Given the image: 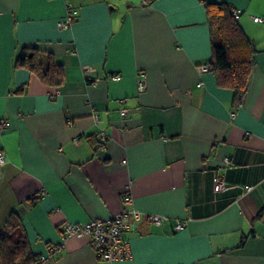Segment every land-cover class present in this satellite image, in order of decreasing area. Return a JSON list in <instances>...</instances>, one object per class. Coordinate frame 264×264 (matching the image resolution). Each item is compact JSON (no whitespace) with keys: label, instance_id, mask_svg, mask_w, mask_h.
Listing matches in <instances>:
<instances>
[{"label":"crops","instance_id":"obj_1","mask_svg":"<svg viewBox=\"0 0 264 264\" xmlns=\"http://www.w3.org/2000/svg\"><path fill=\"white\" fill-rule=\"evenodd\" d=\"M210 2L241 10L256 50L241 106L199 70L213 56ZM69 5L77 15L60 28ZM253 16L264 20V0H0V229L18 213L44 255L68 222L126 210L133 258L114 264H264V21ZM26 46L54 54L62 85L17 65ZM216 179L228 188L215 192ZM39 264L112 263L74 236Z\"/></svg>","mask_w":264,"mask_h":264},{"label":"trees","instance_id":"obj_2","mask_svg":"<svg viewBox=\"0 0 264 264\" xmlns=\"http://www.w3.org/2000/svg\"><path fill=\"white\" fill-rule=\"evenodd\" d=\"M206 7L213 46L211 70L220 85L234 90V104L241 106L250 89L256 50L233 16L232 7L223 2H210ZM17 65L29 68L50 86L59 87L65 80L64 67L54 54L36 46L24 47ZM262 215L264 208L259 217ZM246 239L244 236L240 245H244ZM41 256L33 252L19 214L13 213L0 229V264H39Z\"/></svg>","mask_w":264,"mask_h":264},{"label":"built area","instance_id":"obj_3","mask_svg":"<svg viewBox=\"0 0 264 264\" xmlns=\"http://www.w3.org/2000/svg\"><path fill=\"white\" fill-rule=\"evenodd\" d=\"M233 16L238 19L241 16V10L237 8H232ZM77 11L69 5V12L67 16L59 22L60 28H68L72 25ZM254 20L257 22L264 21L260 16H253ZM199 70L201 73L211 70V63H203L199 65ZM87 73L91 72L90 69H86ZM115 79H121L122 75H114ZM137 82L139 91L143 92L147 89V74L144 71H140L137 75ZM200 86H204V82H200ZM54 98L56 95H54ZM128 109L122 110V115H128ZM235 116V113L232 114ZM10 126V122L4 118H0V128L7 129ZM100 136L103 140L108 138V134L101 132ZM8 162V157L5 151L0 150V167ZM228 188L227 183L223 179H216L214 183V191L221 192ZM252 185H248L247 189L251 190ZM126 200L132 201L130 196L125 197ZM131 212L122 211L116 215H112L105 218H95L88 222H68L65 226L63 234L61 236V241L59 243L51 244L48 247L46 254L42 255V260L48 259L52 254L61 250L64 243L71 237L74 236H88L90 239V244L95 249L97 255L105 261L112 264L130 261L133 258V251L129 240L125 237V232L130 229V224L127 222L128 217ZM133 216L136 219H141L142 213L138 210L132 211ZM152 222L161 224L164 220L162 215L152 214L150 215ZM185 227L184 222L180 221L176 224L175 229L180 230Z\"/></svg>","mask_w":264,"mask_h":264}]
</instances>
